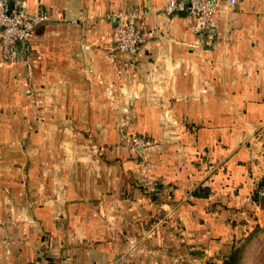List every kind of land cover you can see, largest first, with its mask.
I'll return each mask as SVG.
<instances>
[{"label":"crops","instance_id":"1","mask_svg":"<svg viewBox=\"0 0 264 264\" xmlns=\"http://www.w3.org/2000/svg\"><path fill=\"white\" fill-rule=\"evenodd\" d=\"M22 1L54 18L27 56L0 49V264L219 260L257 175L264 0L221 1L210 33L166 0ZM131 11L154 35L111 50L108 15ZM132 133L148 141L150 192L120 143Z\"/></svg>","mask_w":264,"mask_h":264},{"label":"built area","instance_id":"2","mask_svg":"<svg viewBox=\"0 0 264 264\" xmlns=\"http://www.w3.org/2000/svg\"><path fill=\"white\" fill-rule=\"evenodd\" d=\"M221 1L224 0H166L164 9L167 12L181 11L193 16L200 24L201 29L206 33L212 30V14L218 9ZM233 3L234 0H225ZM137 16L136 11L113 12L108 15L113 24V41L111 50L125 51L134 48L154 35L152 30L144 31L134 22ZM52 17L46 10L37 6L28 8L22 0L9 4L7 0H0V49L3 56L9 57L10 44L15 43L26 55L29 39L33 34L34 27L46 22ZM55 18H59L55 16ZM27 56V55H26ZM24 57L26 60L27 57ZM112 58V54L110 53ZM27 70L29 65H26ZM120 143L131 152L137 162L139 177L142 186L150 192L154 181L150 176V166L145 146L148 144L146 138L138 134H121Z\"/></svg>","mask_w":264,"mask_h":264},{"label":"rangeland","instance_id":"3","mask_svg":"<svg viewBox=\"0 0 264 264\" xmlns=\"http://www.w3.org/2000/svg\"><path fill=\"white\" fill-rule=\"evenodd\" d=\"M258 122L259 125L254 132L248 135L249 144L253 149L252 170L257 174L253 184L264 174V119ZM261 182L264 186V181ZM242 220L244 224L235 241V245L242 247L243 256L240 264H264V191L257 198L256 204L251 203Z\"/></svg>","mask_w":264,"mask_h":264},{"label":"trees","instance_id":"4","mask_svg":"<svg viewBox=\"0 0 264 264\" xmlns=\"http://www.w3.org/2000/svg\"><path fill=\"white\" fill-rule=\"evenodd\" d=\"M261 181H264V174L259 177L257 182L250 186L247 190L248 200L251 205L257 203V198L260 197L263 194V184ZM207 194V187L205 185H202V188L198 187L196 191L194 190V195L200 196V195H206ZM244 224V221L242 218L232 219L230 222V226L232 228L231 232V241L227 246V251L223 253L219 260H205L203 264H240L241 258L243 256L242 247L239 245H235V241H237L238 234L242 229L239 228V226L242 228ZM238 225V226H237ZM237 227L239 229H237Z\"/></svg>","mask_w":264,"mask_h":264}]
</instances>
